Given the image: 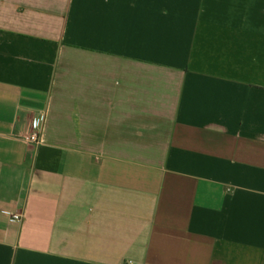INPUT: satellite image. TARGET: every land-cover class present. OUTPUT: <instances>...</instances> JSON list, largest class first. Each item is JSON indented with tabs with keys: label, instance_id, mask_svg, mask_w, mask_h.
Instances as JSON below:
<instances>
[{
	"label": "crops",
	"instance_id": "obj_1",
	"mask_svg": "<svg viewBox=\"0 0 264 264\" xmlns=\"http://www.w3.org/2000/svg\"><path fill=\"white\" fill-rule=\"evenodd\" d=\"M0 264H264V0H0Z\"/></svg>",
	"mask_w": 264,
	"mask_h": 264
},
{
	"label": "built area",
	"instance_id": "obj_2",
	"mask_svg": "<svg viewBox=\"0 0 264 264\" xmlns=\"http://www.w3.org/2000/svg\"><path fill=\"white\" fill-rule=\"evenodd\" d=\"M45 121V112H39L34 118L31 119L29 124V131L20 137V139L28 144H37L40 139L43 123ZM11 219L15 222L20 221V216L13 214Z\"/></svg>",
	"mask_w": 264,
	"mask_h": 264
}]
</instances>
